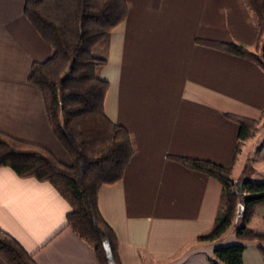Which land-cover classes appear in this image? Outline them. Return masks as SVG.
Returning <instances> with one entry per match:
<instances>
[{"label": "crops", "instance_id": "crops-1", "mask_svg": "<svg viewBox=\"0 0 264 264\" xmlns=\"http://www.w3.org/2000/svg\"><path fill=\"white\" fill-rule=\"evenodd\" d=\"M125 1V17L106 36L104 65L112 68L98 75L107 81L104 112L127 129L133 153L119 179L99 186L98 208L115 234L119 264H212L213 247L236 240L226 230L212 241L195 238L213 224L220 183L170 156L231 165L236 182L247 173L264 180V127L257 124L233 156L237 125L223 115L262 116L264 72L194 40L251 45L254 20L245 0ZM49 53L23 0H0V129L67 160L26 78L29 64ZM68 209L49 182L0 166V228L37 264H98L90 245L64 226ZM247 225L264 229V203ZM244 243L243 264H262L255 242Z\"/></svg>", "mask_w": 264, "mask_h": 264}, {"label": "trees", "instance_id": "trees-1", "mask_svg": "<svg viewBox=\"0 0 264 264\" xmlns=\"http://www.w3.org/2000/svg\"><path fill=\"white\" fill-rule=\"evenodd\" d=\"M245 1L256 28L251 45L202 37L194 40L246 58L264 72V0ZM126 12L125 0H23V14L50 46L44 60L29 64L26 78L37 88L50 131L67 160L39 142L0 129V166L10 167L19 177L49 182L69 205L64 226L90 245L98 264H119L115 234L98 208V189L121 177L133 150L127 129L104 112L107 81L99 77L98 70L105 58L94 55L92 47ZM223 115L237 125L234 156L258 120L230 112ZM170 157L220 183L213 224L196 239L219 238L239 212L236 240L214 246L208 260L212 264H243L244 242L253 241L264 264V229L247 225L256 205L264 203V180L243 176L241 190L235 192L231 165L190 156ZM0 258L5 264H37L32 254L1 228Z\"/></svg>", "mask_w": 264, "mask_h": 264}, {"label": "rangeland", "instance_id": "rangeland-1", "mask_svg": "<svg viewBox=\"0 0 264 264\" xmlns=\"http://www.w3.org/2000/svg\"><path fill=\"white\" fill-rule=\"evenodd\" d=\"M106 36H104L100 41H98L95 45H93L92 53L94 55L101 56V57L104 58L105 49H106V46H107V38H106ZM111 68H112L111 64L109 65L108 69H106L105 65H104V67L99 68L98 74L101 76L100 72H101L102 69H103V71L107 72ZM257 119H258V126H260L259 128L264 127V112H263L262 116L260 118H257ZM261 133H262V131H261ZM241 157H244V155H241ZM237 164H236V167L234 169V175H238V173L240 171V168H241L240 167V159H238ZM239 221H240L239 212H237L235 217L233 218V221L226 228V234L228 232L234 231L236 229V227L239 225Z\"/></svg>", "mask_w": 264, "mask_h": 264}, {"label": "water", "instance_id": "water-1", "mask_svg": "<svg viewBox=\"0 0 264 264\" xmlns=\"http://www.w3.org/2000/svg\"><path fill=\"white\" fill-rule=\"evenodd\" d=\"M247 177H250L249 176V173H247ZM233 182H234V191L235 192H240V186H241V179H239L237 182L236 180L233 179Z\"/></svg>", "mask_w": 264, "mask_h": 264}]
</instances>
